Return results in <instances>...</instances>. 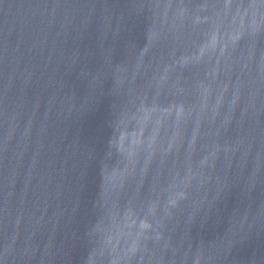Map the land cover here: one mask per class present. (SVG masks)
Instances as JSON below:
<instances>
[{"label":"water","instance_id":"obj_1","mask_svg":"<svg viewBox=\"0 0 264 264\" xmlns=\"http://www.w3.org/2000/svg\"><path fill=\"white\" fill-rule=\"evenodd\" d=\"M0 264H264V0H0Z\"/></svg>","mask_w":264,"mask_h":264}]
</instances>
